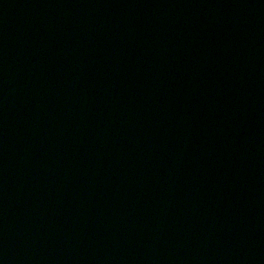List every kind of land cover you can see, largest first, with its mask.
<instances>
[{
	"label": "water",
	"instance_id": "95a60500",
	"mask_svg": "<svg viewBox=\"0 0 264 264\" xmlns=\"http://www.w3.org/2000/svg\"><path fill=\"white\" fill-rule=\"evenodd\" d=\"M0 264H264V0H0Z\"/></svg>",
	"mask_w": 264,
	"mask_h": 264
}]
</instances>
